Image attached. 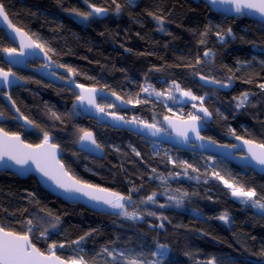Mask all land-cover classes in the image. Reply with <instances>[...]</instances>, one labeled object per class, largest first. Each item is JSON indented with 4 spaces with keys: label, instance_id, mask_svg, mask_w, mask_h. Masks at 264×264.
Masks as SVG:
<instances>
[{
    "label": "trees",
    "instance_id": "obj_1",
    "mask_svg": "<svg viewBox=\"0 0 264 264\" xmlns=\"http://www.w3.org/2000/svg\"><path fill=\"white\" fill-rule=\"evenodd\" d=\"M0 4L11 23L43 45L56 65L75 70L71 74L78 84L115 93L133 106L121 110L99 99L105 111L159 128L167 116L189 119L191 113L201 117V135L217 144L231 146L239 136L264 145L263 25L244 16L215 14L202 2L190 0ZM92 5L107 11L87 21L77 19L85 18L78 13L92 12ZM5 48L14 45L0 31V69L13 72L26 86L13 89L10 96L23 122L0 99V128L32 146L41 144L48 133L71 176L131 195L126 207L137 218L128 219L118 214L120 210L98 213L68 204L44 191L32 176L20 179L0 172V226L18 234L32 227L28 234L37 248L49 255V246L55 244V255L69 262L83 257L87 264H128V259L141 264H264V212L236 201L224 183L253 189L254 199L264 203V175L100 125L79 113L74 105L77 95L69 88L11 69L4 61ZM201 76L229 89L204 87L198 81ZM173 82L203 96V107L211 115L198 111L200 101L193 108L192 103L179 104L143 91L151 85L167 93ZM244 93L248 96L241 105ZM85 131L94 133L104 151L102 159L77 151ZM153 193L154 202L144 203ZM222 215L228 216L229 225L219 220ZM160 245L166 246L163 256Z\"/></svg>",
    "mask_w": 264,
    "mask_h": 264
},
{
    "label": "water",
    "instance_id": "obj_2",
    "mask_svg": "<svg viewBox=\"0 0 264 264\" xmlns=\"http://www.w3.org/2000/svg\"><path fill=\"white\" fill-rule=\"evenodd\" d=\"M190 1L194 3L202 2L203 4L207 5L210 8V10L215 14L227 18L244 16L247 19L253 20L264 26V16H262L254 9H244L243 12L247 14H241L235 11L234 4L220 3V2L213 4L211 0H190ZM9 24L14 26L11 23L9 17L8 20H4L2 17H0V31H2L6 36V38L14 45L17 52H20L21 37L14 31L13 27L9 26ZM14 27L17 28L16 26ZM28 37L30 36L28 35ZM23 52L25 53L23 56L17 55L14 57H10L8 53H5L4 54L5 63L8 64L12 69L29 71L48 83L69 88L77 95V97L81 94L82 90L76 86L78 83L76 82L75 76L69 73L67 70L57 66L50 59V57L44 52V50L35 47L32 48L25 47L23 49ZM12 60L18 62L16 63L10 62ZM32 60L39 61L43 63V65L37 69H31L27 66V62ZM53 72L64 74L67 77V79L62 80L56 75H54ZM198 81L204 87H212V88H217L219 90L229 89V88H225L223 85H220L218 83H212L210 80L207 79L201 80L200 77L198 78ZM25 86L26 83L23 82L16 75L9 77V83L0 82V99L4 102V104L10 110V112L13 114V116H15L18 122H23V119L20 116L17 108L13 104L12 100L9 99V97L11 96V91L13 89L21 88ZM85 88H91V87L85 86ZM94 89H96L95 105L89 104L87 100H85L84 102H81L80 100H78V98H76L75 100L74 103L75 108L84 117L94 120L100 125L108 126L114 130L127 131L149 142L165 145L172 149H176L184 152H195L201 155L217 157L236 167L242 169H250L259 175H264V165L257 164L256 161L252 158V152L249 151V148L251 147L252 150L257 154H259L260 152H264V148L259 147L260 144L252 142L251 145H249L244 143V141L247 140H242L237 138L233 139V145L231 146L220 145L215 142L213 143L212 140L206 139L201 135L203 128L200 121L198 122V124L200 125V136L203 137V139H197L195 134L189 131L188 133L189 139L185 141L183 137L177 135V127L181 126L182 121H187L189 119H180L176 117L167 116L168 119L166 120L164 118L161 122L162 128H159L157 126H155V128L145 127V124L148 123L138 122L136 120L135 122H132L133 120L126 119L125 117L124 120H117L115 119V117H123V116L110 113L105 110L103 112L99 111L97 107L99 106L98 104L99 99L112 102L121 110H131L133 109V106L130 103H125L126 101L121 97L120 99H117V97L119 96H117L116 94L113 95V93L110 92H106L97 88ZM3 121H4V117L0 115V123H2ZM173 124H175L177 127H173ZM157 129H159V131H157ZM92 134L94 139L96 140L94 133ZM17 136H19L20 141L22 142L18 151L16 152L17 155L23 157L29 153L40 151L36 149L35 146L32 145L31 148L24 147L29 144L24 142L23 138L20 135ZM48 143L49 145H53L50 141H48ZM76 149L77 151L90 157H94L97 159H102L104 157V151L100 146L99 148H96V146L91 144L90 141H86V140L81 141L80 138L76 144ZM54 152H55V160L59 161L60 164H62L61 162L62 154L60 149L56 147ZM41 163L47 166V162L41 161ZM50 170L52 171L53 175H55L58 179L62 180L63 182L70 184L71 181H69L68 177H72L73 179H75L73 176L69 174L65 166H64V171L67 172L68 175L67 176L62 175L59 171V166L56 165L54 162H51ZM0 172L10 173L20 179H25L29 176H32L36 179L37 183L44 191L48 192L50 195L54 197L61 199L62 201L68 204L81 205L93 212H98V213H106L111 210L110 206L105 204L102 200H94L91 199L89 196L84 195L81 192L66 191L64 188L59 187L54 179L45 176L37 168V164L33 162L32 159H28L27 162L24 164H17L14 159H9L8 156L5 155L3 159H0ZM96 195L104 196L106 195V193L101 192V193H96Z\"/></svg>",
    "mask_w": 264,
    "mask_h": 264
},
{
    "label": "snow or ice",
    "instance_id": "obj_3",
    "mask_svg": "<svg viewBox=\"0 0 264 264\" xmlns=\"http://www.w3.org/2000/svg\"><path fill=\"white\" fill-rule=\"evenodd\" d=\"M213 4L215 3H229L235 5V11L237 13L241 14H247L244 13V9H254L258 13H260L262 16H264V0H211ZM93 11L88 13H78L79 15H82L87 19L88 16H91L93 14H100L104 13L107 10L104 8L96 7L95 5L91 6ZM119 10V5L117 6V11ZM0 17H2L4 20H8V16L4 10V6L0 4ZM161 24H163V20L160 17H157ZM10 27L14 28V31L21 37V43L20 48L21 51L17 52L15 48H5L3 51L8 53L10 57L14 56H23L25 53L23 52V49L25 47L27 48H40L43 49V45L36 43L31 39V37H28L27 33H24L19 28H15L11 24H9ZM228 32L231 33V29H228ZM205 56H209V52L204 53ZM10 62L16 63L18 61L12 60ZM200 61L197 60V63ZM63 67V65H61ZM67 71L69 73H75V70L72 68H68ZM15 76L14 73L11 72H5L3 69H0V82L2 83H9V77ZM201 80H206V77L201 76ZM212 83H219L218 81H211ZM77 87H79L82 91L81 94L77 97L78 100L81 102H84L87 100L89 104L95 105V96H96V89L94 88H85L83 84H77ZM262 89H264V84L260 85ZM152 88L151 85H148L147 87L143 88L144 92H149V89ZM172 89H174L176 92H179L181 96L189 98L191 101H200V107L198 111L202 112L205 117H208L211 115L209 113L208 109L203 107V96H196L194 95L191 90H183L181 89L180 85L173 82L172 88L169 89L167 93L164 92H156L154 88H152V92H149V95L152 93H155L157 97L165 96L167 95L168 99H176L172 95ZM115 95V93H113ZM247 93L243 94V99L241 100V105L244 103L245 100H247ZM11 99V97H9ZM117 99H120V97H117ZM130 101H126L125 103H129ZM137 103H140L139 100H137ZM240 106V105H238ZM99 111L103 112L104 109L102 107L97 106ZM193 108H197V105L193 103ZM2 115V113H0ZM58 118V117H57ZM117 120H124V117H115ZM167 120L168 117H165ZM201 117L198 115H193L189 113V120L182 121L181 126L177 127L175 124H173V127H177V135L184 138L185 141L189 139L188 133L191 131L195 134L197 139H203V137L200 136V125L198 122L200 121ZM132 122H135V118ZM31 123V121H29ZM127 123V121H126ZM171 123V121H170ZM145 127L149 128H155V125H148L145 124ZM83 131V130H82ZM159 131V129H157ZM81 141H90L91 144L95 145L96 148H99V145L96 143V140L93 137V134L91 132L85 131L83 135L80 137ZM237 139H241L239 136H237ZM49 136L48 133L44 134V142L40 145H36L35 148L40 151H35L32 153L27 154L26 156H19L16 154L18 151L20 145L22 142L20 141L19 136L17 135H10L8 132H5L2 128H0V159H3L5 155L8 156L9 159H14L17 164H24L27 162L28 159H32L33 162L37 164V168L45 175L48 176L51 179H54L57 183V185L61 188H64L66 191H75V192H81L86 196H89L91 199L94 200H102L105 204L109 205L113 209H119L120 212L118 214L125 216L128 219H136L137 213L136 212H129L127 210L126 204H130L132 197L131 195L123 196L120 193L116 192H109L107 189H100L92 184L82 183L79 180L73 179L72 177H68L69 181L71 183L63 182L62 180L58 179L55 175H53L51 168V162H54L56 165L59 166V171L62 175L67 176V172L64 171V166L60 164L59 161L55 160V148L56 145H49ZM214 143V142H213ZM244 143L251 145V141H244ZM27 148H31V145L24 146ZM260 148H264V145H260ZM135 151V149H133ZM249 151L252 152V158L256 161L259 165H264V152H260L257 154L252 150V148H249ZM139 155V153H136ZM41 161L47 162V166L41 163ZM187 167H191V165H187ZM195 171V169H193ZM155 171V169H153ZM218 175V174H217ZM222 179V178H221ZM224 183L227 187H229L232 190V195L237 197H244L247 198L243 202L248 203L249 201L252 203L253 206L264 209V203H261L259 200L254 199L256 197V192L253 189L245 190L243 186H237L235 184L229 183L228 180H224ZM135 190V189H134ZM106 193V195H96V193ZM155 193L148 196L146 198L147 202H154ZM169 199H172V197H169ZM179 204V201H177ZM151 215H154V213H149ZM221 220L227 221L228 217L227 215H222L219 217ZM27 224L29 226L32 225V221H27ZM33 231L32 227L28 228V233H31ZM18 234L15 232L6 231L3 226H0V264H87V262L84 260L83 257L73 258L70 262L62 260L60 257L55 255V252L53 251L57 245L52 244L49 246V255H45L44 252H42L39 248H37L31 241L29 234ZM47 234V230L41 233L42 236ZM84 238L81 237V240ZM76 243H79L77 241ZM60 247H64V245H60ZM159 248L161 249V252L159 253L161 256L166 254V246L160 245ZM103 252H106L109 256H112L113 253L109 251L107 248H104L102 250ZM156 253H154L155 255ZM121 256L124 255V253H120ZM128 264H141L140 261H137L135 259H128Z\"/></svg>",
    "mask_w": 264,
    "mask_h": 264
},
{
    "label": "rangeland",
    "instance_id": "obj_4",
    "mask_svg": "<svg viewBox=\"0 0 264 264\" xmlns=\"http://www.w3.org/2000/svg\"><path fill=\"white\" fill-rule=\"evenodd\" d=\"M96 15V14H95ZM90 17H93V15H91V16H89L88 18H90ZM88 18L87 19H85V18H81V17H78L77 19H79V20H84V21H87L88 20ZM149 92H152V91H150L149 90ZM152 96H154L155 98H159V97H157L156 95H155V93H152L151 94ZM172 95L176 98V99H174L175 101H177L179 104H186V103H195L196 101H191L189 98H187V97H183V96H181V94L179 93V92H176L174 89H172ZM166 99L168 98L167 97V95H165L164 96ZM173 100V99H172ZM176 102V103H177ZM202 113V112H201ZM143 123H145V122H143ZM231 193H232V190H231ZM235 199H237L236 201H241V202H243L245 199H247V198H244V197H237V196H233ZM240 202V203H241ZM244 204H246V205H251L253 208H254V210L255 211H257V212H264V209H261V208H258V207H255V206H253L252 205V203L249 201L248 203H245V202H243ZM110 209H113V208H111L110 207ZM115 210H119V209H115ZM228 217V216H227ZM219 220L220 221H223L224 223H226L227 225H229V222H230V219L228 218L227 219V221H224V220H221L220 218H219ZM166 252H167V250H166Z\"/></svg>",
    "mask_w": 264,
    "mask_h": 264
},
{
    "label": "flooded vegetation",
    "instance_id": "obj_5",
    "mask_svg": "<svg viewBox=\"0 0 264 264\" xmlns=\"http://www.w3.org/2000/svg\"><path fill=\"white\" fill-rule=\"evenodd\" d=\"M15 48V47H14ZM16 49V48H15ZM8 65V64H7ZM43 65V63L39 62V61H36V60H32V61H29L27 62V66L31 69H37L39 67H41ZM9 66V65H8ZM59 66V65H57ZM10 67V66H9ZM60 67V66H59ZM11 68V67H10ZM12 69V68H11ZM16 70H20V69H16ZM4 71V70H3ZM21 71H24V70H21ZM6 72H9V71H6ZM24 72H29V71H24ZM32 73V72H30ZM54 75H56L57 77H59L60 79L62 80H66L67 77L64 75V74H61V73H58V72H53ZM1 124V123H0ZM27 128V126H26Z\"/></svg>",
    "mask_w": 264,
    "mask_h": 264
}]
</instances>
